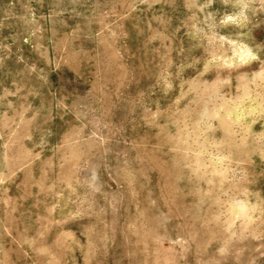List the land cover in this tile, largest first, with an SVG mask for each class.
I'll use <instances>...</instances> for the list:
<instances>
[{"label": "rangeland", "instance_id": "obj_1", "mask_svg": "<svg viewBox=\"0 0 264 264\" xmlns=\"http://www.w3.org/2000/svg\"><path fill=\"white\" fill-rule=\"evenodd\" d=\"M0 264H264V0H0Z\"/></svg>", "mask_w": 264, "mask_h": 264}]
</instances>
